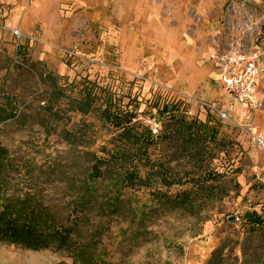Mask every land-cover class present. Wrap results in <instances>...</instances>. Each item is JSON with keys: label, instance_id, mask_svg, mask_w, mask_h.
<instances>
[{"label": "rangeland", "instance_id": "1", "mask_svg": "<svg viewBox=\"0 0 264 264\" xmlns=\"http://www.w3.org/2000/svg\"><path fill=\"white\" fill-rule=\"evenodd\" d=\"M252 53L256 105L243 111L219 59ZM89 87L96 110L82 115ZM164 105L174 114L159 116ZM107 107L132 111L135 132L158 137L134 161L141 181L120 189L121 212L96 207L81 242L97 230L107 264H264V226L250 221L264 223V0H0V110L16 115L0 122V144L13 177L33 175L68 224L94 156L123 150ZM182 123L193 125L196 152ZM110 182L97 180L100 202ZM0 264L80 263L68 251L0 245Z\"/></svg>", "mask_w": 264, "mask_h": 264}, {"label": "trees", "instance_id": "2", "mask_svg": "<svg viewBox=\"0 0 264 264\" xmlns=\"http://www.w3.org/2000/svg\"><path fill=\"white\" fill-rule=\"evenodd\" d=\"M54 91L49 101L58 102L63 93L57 88V81H52ZM91 87L83 91L82 99L77 100L76 111L82 115H88L96 110L95 99L97 95ZM119 108L107 107L102 118L115 130L118 131V140L123 145V150H118L110 155L109 159L94 156V164L88 175L83 179L84 185L80 193L73 200L72 210L68 218H72L69 224L60 217L55 205L51 204L47 195L49 189L32 184L33 175L22 173L19 178L13 177V165L9 157V151L0 144V245L16 246L30 251H42L51 248L59 251H68L80 264H107L106 253H95L96 245L94 237L98 236L96 230L92 240L82 241L84 234L81 229L83 221L89 218L96 207H102L110 215L120 213V189L133 187L137 181H141L134 161H142L145 158L150 144L154 142V136L149 126H146V135L135 132L136 118L132 111H120ZM175 108L164 105L157 113L161 117L173 115ZM60 115V114H59ZM0 110V122L4 123L15 117ZM61 116V115H60ZM171 116L170 119H174ZM129 125V126H128ZM185 127V128H184ZM179 135L184 136V144L189 152H196L199 139L193 125L182 123L181 129L177 128ZM183 131V132H182ZM68 135V140L72 138ZM73 142V141H72ZM137 149L132 155L131 150ZM195 154V153H194ZM129 167V168H125ZM105 169V170H104ZM36 182L45 184L40 175H35ZM107 177L111 182L113 192L104 197L100 202L96 193L95 184L99 178ZM35 182V181H34ZM121 186V187H120ZM179 199L171 204L183 206L184 201ZM74 217V218H73ZM250 221L258 227H263V220L253 213Z\"/></svg>", "mask_w": 264, "mask_h": 264}, {"label": "built area", "instance_id": "3", "mask_svg": "<svg viewBox=\"0 0 264 264\" xmlns=\"http://www.w3.org/2000/svg\"><path fill=\"white\" fill-rule=\"evenodd\" d=\"M219 60L221 83L225 91L232 97L234 104L241 107L243 111L256 105L258 79L261 71L258 66L259 54L224 56ZM154 124L156 125L154 133H158L161 126L159 123V125ZM259 143L264 148V140H259Z\"/></svg>", "mask_w": 264, "mask_h": 264}]
</instances>
